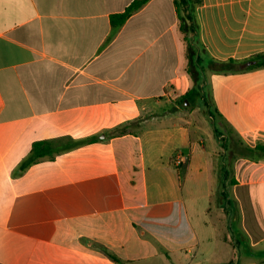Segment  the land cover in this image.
Segmentation results:
<instances>
[{
	"label": "crops",
	"instance_id": "1",
	"mask_svg": "<svg viewBox=\"0 0 264 264\" xmlns=\"http://www.w3.org/2000/svg\"><path fill=\"white\" fill-rule=\"evenodd\" d=\"M134 1L0 0V264L264 261V151L239 147L229 163L257 178L227 179L221 202L210 188L194 223L191 178L217 167L214 131L179 106L195 83L175 0H149L114 27ZM198 20L206 65L243 63L203 70L223 121L230 110L239 124L257 119L264 67L247 73L245 61L264 53V0H203ZM69 141L80 144L23 169L35 143Z\"/></svg>",
	"mask_w": 264,
	"mask_h": 264
},
{
	"label": "rangeland",
	"instance_id": "2",
	"mask_svg": "<svg viewBox=\"0 0 264 264\" xmlns=\"http://www.w3.org/2000/svg\"><path fill=\"white\" fill-rule=\"evenodd\" d=\"M255 68H250L247 70V73L255 71ZM234 74V73H232ZM204 80L202 81L203 84H205L204 87V98L205 100L199 101L198 99H193L192 101H189L188 99H185V102L182 104H179V106L183 109H195V113L199 115L201 119H204L205 122L203 123L205 129L209 130L212 129L214 131L215 136V143H216V155L218 156L217 161V167L215 169H211L210 172L207 174H203L205 169L202 171L201 174L196 175L192 177L191 179L194 181V185L197 188V193L199 194V200H197L195 204V209L191 211L190 204L191 202L188 201L189 209H190V216L194 223L198 224L201 223L202 220L206 219L207 216H205V212L203 209L208 206V201L206 198L203 200L201 199L202 196L206 195L208 192H210V188H217L218 187V200L221 202L222 200V190L226 185V181L228 179V182L230 179H238V177L241 175V178L244 180H248L250 182H253L255 180V174L252 173L249 166L241 169L239 167L235 166V164L229 163L230 159L234 156L238 155L239 147L243 144V146L246 148L245 156L249 158L258 157L259 153H250L248 152V149H255L257 145H264V112L260 116L252 120H247V124L244 122L239 124L238 116L235 118V115H237L233 110H230V117L234 118L235 120H232L230 125L223 121L218 105L213 100L211 95V88L207 86V80L205 79L208 77L207 71L203 73ZM201 83V86H202ZM209 105V106H208ZM173 104L170 105L169 110H173ZM232 109V108H231ZM209 110L212 113L213 117L209 115ZM259 112H256L255 114H258ZM257 127L260 129V133L256 134V132H253L254 129H257ZM217 129V130H216ZM241 135H240V134ZM187 161V158H185ZM216 170V171H215ZM208 171V169L206 170ZM207 175L208 181L205 179ZM261 184L258 185V187L263 189L264 192V173L262 174ZM196 179V180H195ZM205 179V181H204ZM184 183V181H183ZM227 187L229 188V193L233 189V183L230 181V183H227ZM187 187V185H186ZM227 194V192H226ZM216 199H213V205L215 204ZM262 209L264 211V196L262 199ZM209 217V216H208ZM209 219L216 220L215 217H209ZM217 222L220 227V230L224 229V232L228 230V234L230 236V240L232 242H240L239 239V233L236 225H234L233 221H222L221 218L218 219ZM215 222V221H214ZM227 228V229H226ZM223 232V233H224ZM222 234V232L220 233ZM242 235V234H241ZM244 235V234H243ZM229 261H225V263L221 264H229L227 263ZM259 264H264V261H262Z\"/></svg>",
	"mask_w": 264,
	"mask_h": 264
},
{
	"label": "trees",
	"instance_id": "3",
	"mask_svg": "<svg viewBox=\"0 0 264 264\" xmlns=\"http://www.w3.org/2000/svg\"><path fill=\"white\" fill-rule=\"evenodd\" d=\"M149 0H135L131 3L124 13L112 16V25L120 28L134 13L139 11ZM203 4V0H175V6L180 21V30L184 34L185 41L187 43V59L188 66L187 72L195 83V86L186 94L182 100V104L185 99L192 101L193 99L205 100L204 87L202 81L204 80L203 73L206 66L211 68L216 73H228L239 72L244 70L241 66L243 63H239L233 59L226 62H219L211 59L209 64L204 63L203 53L205 47L201 40V24L198 20V8ZM251 62V65L246 67V70L250 68L264 67V53L258 54L251 59L245 61ZM202 83V86H201ZM181 104V102H180ZM209 106V105H208ZM209 115L213 117L209 110ZM92 141L94 139H91ZM89 142V141H87ZM83 143V142H81ZM80 143L66 142L62 149L52 146L49 142H37L34 144L30 156L23 162L22 167L25 169L27 166L35 163L39 159L45 157H54V154L75 147ZM246 151V149H245ZM264 151L263 145H258L255 149H248L250 153H256ZM245 153V152H244Z\"/></svg>",
	"mask_w": 264,
	"mask_h": 264
},
{
	"label": "built area",
	"instance_id": "4",
	"mask_svg": "<svg viewBox=\"0 0 264 264\" xmlns=\"http://www.w3.org/2000/svg\"><path fill=\"white\" fill-rule=\"evenodd\" d=\"M185 160L186 159H185V157H184V155L182 153H177L175 155V157H174V163L178 167L181 166L184 163Z\"/></svg>",
	"mask_w": 264,
	"mask_h": 264
}]
</instances>
